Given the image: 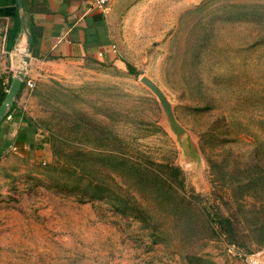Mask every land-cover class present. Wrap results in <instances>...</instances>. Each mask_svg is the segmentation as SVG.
I'll list each match as a JSON object with an SVG mask.
<instances>
[{
  "label": "rangeland",
  "instance_id": "rangeland-1",
  "mask_svg": "<svg viewBox=\"0 0 264 264\" xmlns=\"http://www.w3.org/2000/svg\"><path fill=\"white\" fill-rule=\"evenodd\" d=\"M170 1L125 15L115 63L25 74L0 123V264H264V0Z\"/></svg>",
  "mask_w": 264,
  "mask_h": 264
},
{
  "label": "crops",
  "instance_id": "crops-1",
  "mask_svg": "<svg viewBox=\"0 0 264 264\" xmlns=\"http://www.w3.org/2000/svg\"><path fill=\"white\" fill-rule=\"evenodd\" d=\"M164 2L171 1L107 0L99 7L92 0H21L25 26L31 36L25 74L46 60L115 63L116 38L125 15H163ZM0 24L6 27L0 46V68L5 73L17 66L15 52L24 43L16 0H0ZM7 78L0 76L1 87L7 84Z\"/></svg>",
  "mask_w": 264,
  "mask_h": 264
},
{
  "label": "water",
  "instance_id": "water-1",
  "mask_svg": "<svg viewBox=\"0 0 264 264\" xmlns=\"http://www.w3.org/2000/svg\"><path fill=\"white\" fill-rule=\"evenodd\" d=\"M16 10H17L18 21L22 29V32L24 34V43L15 52L18 59L17 66L13 68L11 71L8 87L5 91L3 99L0 102V122L4 119L5 115L8 113L11 105L15 100L17 92L21 84L23 83L25 77V69H26V55L31 44V36L26 29L24 17L22 14L21 0H16ZM139 82L145 88H147L150 91V93L155 97L160 107V110L164 116V121L166 123L167 129L173 135L175 142L179 146H184L188 134L186 130L175 120L172 112L171 104L169 103L165 95L158 88V86H156L147 77L144 76L140 77ZM188 152H189L188 149L184 148V153L187 154Z\"/></svg>",
  "mask_w": 264,
  "mask_h": 264
},
{
  "label": "trees",
  "instance_id": "trees-1",
  "mask_svg": "<svg viewBox=\"0 0 264 264\" xmlns=\"http://www.w3.org/2000/svg\"><path fill=\"white\" fill-rule=\"evenodd\" d=\"M125 69H126V71H127L128 74H130V75H136V71L129 64H125ZM8 84L9 83L6 84V87H1L0 86V102L3 99V97H4V94H5V91H6L7 87H8ZM23 86H24V83L21 84V86H20V88H19V90L17 92L16 97L19 95V93H20V91H21V89H22ZM13 107H14V104L11 105V107H10L8 113L5 115L4 119L10 114L11 110L13 109ZM115 159L118 160V161L121 160L119 158H115ZM171 171H172L174 177H177L181 173V171L179 170L178 167L171 168ZM190 198L192 200H194V201H198L197 195H195V196L190 195ZM203 210H204L203 212H204L205 216L208 218L209 217L208 216V213L206 212L205 209H203ZM215 223L218 226V228L220 229V231L222 232V234L226 235V237L229 240H233V228L231 227L230 222H229L228 219H224V218L217 217V219H215Z\"/></svg>",
  "mask_w": 264,
  "mask_h": 264
},
{
  "label": "built area",
  "instance_id": "built-area-1",
  "mask_svg": "<svg viewBox=\"0 0 264 264\" xmlns=\"http://www.w3.org/2000/svg\"><path fill=\"white\" fill-rule=\"evenodd\" d=\"M97 6L101 7L103 6L107 0H92ZM5 26L0 24V46L2 45L3 41H4V32H5ZM24 85L26 88H31V82L30 81H25Z\"/></svg>",
  "mask_w": 264,
  "mask_h": 264
}]
</instances>
